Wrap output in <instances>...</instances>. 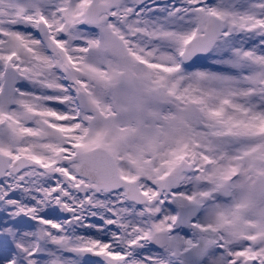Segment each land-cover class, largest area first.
<instances>
[{
	"label": "snow or ice",
	"instance_id": "1",
	"mask_svg": "<svg viewBox=\"0 0 264 264\" xmlns=\"http://www.w3.org/2000/svg\"><path fill=\"white\" fill-rule=\"evenodd\" d=\"M0 264H264V0H0Z\"/></svg>",
	"mask_w": 264,
	"mask_h": 264
}]
</instances>
